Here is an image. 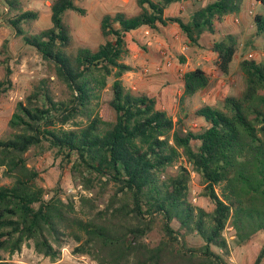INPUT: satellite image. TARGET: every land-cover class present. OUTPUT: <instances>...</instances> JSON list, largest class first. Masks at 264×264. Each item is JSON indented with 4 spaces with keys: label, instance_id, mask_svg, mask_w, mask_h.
I'll return each mask as SVG.
<instances>
[{
    "label": "trees",
    "instance_id": "obj_1",
    "mask_svg": "<svg viewBox=\"0 0 264 264\" xmlns=\"http://www.w3.org/2000/svg\"><path fill=\"white\" fill-rule=\"evenodd\" d=\"M76 1L52 0L51 26L30 33L26 25L38 19V12L19 11V0H5L8 12L18 11L6 22L42 55L52 73L18 101L7 134L0 137V167L13 179L0 185V251L14 254L31 242L38 253L55 260L72 238L78 242L74 253L96 264H233L228 225L239 245L264 233V60H241L243 92L226 96L221 107H199L195 113L206 124L193 130L158 107L155 97L126 87L123 75L134 67L123 58L130 52L127 34L144 26L178 24L189 43L200 46L205 32H215V20L239 12L243 0L209 1L188 19L166 11L190 0H138L136 14L117 11L101 17L103 41L96 47L74 49L66 14H85ZM254 28L264 51V14L254 16ZM212 50L218 68L229 73L236 37L225 35ZM110 77L113 120L100 113ZM181 80L180 102L210 84L201 67L187 70ZM12 86L7 68L0 97ZM45 145L72 163L83 189L92 192L80 197L89 213L80 215L73 197L42 184V173L30 165L27 153ZM174 166L177 171L170 173ZM192 173L203 186L200 195L213 203L211 210L191 200ZM157 225L161 237L153 241ZM193 233L203 238L202 246L188 245L186 236ZM263 256L264 247L255 264ZM0 264L13 263L1 259Z\"/></svg>",
    "mask_w": 264,
    "mask_h": 264
},
{
    "label": "rangeland",
    "instance_id": "obj_2",
    "mask_svg": "<svg viewBox=\"0 0 264 264\" xmlns=\"http://www.w3.org/2000/svg\"><path fill=\"white\" fill-rule=\"evenodd\" d=\"M19 11L35 10L38 19L26 25L30 33H38L51 26L52 0H19ZM212 0H190L174 3L166 11L167 15H181L188 19L192 10ZM78 5L85 9V14L69 10L66 14L68 23L72 26L73 48L78 46L96 47L103 41L99 32V23L105 13L124 11L136 14L140 7L138 0H77ZM5 0H0V79L11 69L12 88L0 97V137L7 134L8 122L18 101L30 93L35 83L51 75L49 63L32 46L25 43L6 22L5 18L15 15L18 11L8 12ZM264 14V4L257 0H243L239 12L215 20V32H205L201 45L190 44L178 24H169L159 28L141 27L127 34L130 52L123 60L134 69L123 75L124 84L134 92H145L156 98L157 106L166 109L174 120L182 121L184 128L199 130L206 122L195 111L206 104L221 107L226 96H239L246 87V81L240 68V61L245 58L264 60L263 40L256 36L254 16ZM227 34H233L237 39V53L230 66L229 73H223L217 66V53L212 50L213 43ZM4 45L7 50L4 51ZM253 54V57H250ZM171 60L172 65L165 64ZM201 67L209 77L210 84L192 96L180 102L183 94L182 75L187 70ZM148 69V71H147ZM54 79V76H51ZM113 77L109 78L108 86L103 94L100 113L104 119L113 120L114 111L108 104L112 97L111 85ZM79 120V119H77ZM180 123V122H179ZM30 165L36 166L42 173V184L48 191L58 188L63 197H73L80 215L89 213L90 207L80 206L81 195L91 196L92 192L83 189L79 178L73 173L70 163L56 151L43 147H33L27 153ZM185 163V162H184ZM178 166L169 169L175 173ZM0 167V185L11 184L13 179L3 174ZM190 186L191 200L207 210L213 208V203L200 195L202 184L200 178L192 173ZM50 193H47L49 197ZM106 196L99 202V208L104 206ZM176 224V222H175ZM231 254L229 260L233 264H255L257 256L264 247V233H257L249 242L236 243L234 229L231 223L225 231ZM151 237L153 241L161 237L160 226L157 225ZM188 245L202 246L205 241L197 234L186 236ZM78 242L68 239L61 255L53 260L49 256L38 253L31 242L23 245L14 254L0 251V260L5 259L13 264H96L88 255L74 253ZM83 257L86 259L83 260ZM264 264V256L261 263Z\"/></svg>",
    "mask_w": 264,
    "mask_h": 264
},
{
    "label": "built area",
    "instance_id": "obj_3",
    "mask_svg": "<svg viewBox=\"0 0 264 264\" xmlns=\"http://www.w3.org/2000/svg\"><path fill=\"white\" fill-rule=\"evenodd\" d=\"M250 57H253V54H250ZM165 64L166 65H168V66H171L173 63H172V61L169 59V60H166L165 61ZM147 71H148V69H147ZM86 258L85 257H83V260H85ZM79 264H82V263H79ZM90 264V263H89Z\"/></svg>",
    "mask_w": 264,
    "mask_h": 264
},
{
    "label": "crops",
    "instance_id": "obj_4",
    "mask_svg": "<svg viewBox=\"0 0 264 264\" xmlns=\"http://www.w3.org/2000/svg\"><path fill=\"white\" fill-rule=\"evenodd\" d=\"M171 6H173V4H172ZM171 6H170V7H171Z\"/></svg>",
    "mask_w": 264,
    "mask_h": 264
}]
</instances>
